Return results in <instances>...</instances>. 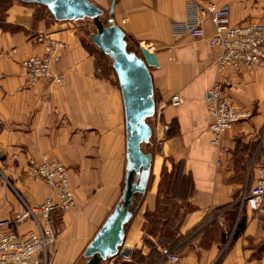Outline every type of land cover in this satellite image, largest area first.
Listing matches in <instances>:
<instances>
[{"label":"crops","instance_id":"1","mask_svg":"<svg viewBox=\"0 0 264 264\" xmlns=\"http://www.w3.org/2000/svg\"><path fill=\"white\" fill-rule=\"evenodd\" d=\"M89 1L109 14L113 0ZM197 1L201 6L214 3L227 8L232 25H264V0ZM191 2L115 3L113 19L124 31L126 41L149 49L159 62L158 68H150L156 101L152 128L160 147L153 155L151 175L156 179L152 189L164 168L175 173L178 164L182 174L192 180L188 208L177 224L179 235L185 237L175 250L180 264H264V253L258 255L264 246V215L241 208L230 232L226 219L242 187L234 179L239 164L236 150L243 158L250 157L254 165L248 190L254 186L255 168L264 157V66L253 71L219 72L215 63L218 52L207 41L213 35L209 22L202 25L205 40L175 35L174 24L189 21ZM43 7L12 0L0 25V220L22 212V197L35 205L49 195L48 189L28 186L24 181L29 161L44 155L58 160L70 170L76 205L57 224L61 234L50 249V264H85V249L122 195L126 167L124 106L119 87L100 78L96 57L69 26L72 22H57L45 7L41 15L39 9ZM40 33H49L66 44L54 64L56 73L67 75L63 87L51 80L35 86L28 83L22 64L29 56L42 53V46L36 43ZM218 82L225 84L224 96L245 114L223 137L227 152L221 164L211 143L208 113L209 90ZM177 94L183 102L170 105ZM105 173L109 178L101 175ZM152 193L138 201L126 227L124 247L131 250L130 259L116 257L103 264H120L117 261L122 260L147 264L135 263L134 253L148 260L153 248L161 252L160 236L147 232L145 213L157 208V196ZM241 216L246 220L245 229L231 241ZM29 227L27 223L22 232ZM226 233L227 243L223 244Z\"/></svg>","mask_w":264,"mask_h":264},{"label":"built area","instance_id":"2","mask_svg":"<svg viewBox=\"0 0 264 264\" xmlns=\"http://www.w3.org/2000/svg\"><path fill=\"white\" fill-rule=\"evenodd\" d=\"M189 21L174 24L177 36H188L205 40L206 32L202 27L209 22L213 35L209 47L217 50L215 59L219 72L227 70L253 71L264 66V25L249 22L241 25L231 24V14L227 8L210 3L201 6L192 0L188 6ZM42 46V53L31 55L23 62V68L30 86L41 81L51 80L62 87L67 83L65 73H56L54 64L66 44L49 33H40L36 38ZM225 84L218 82L209 90L208 113L212 133V145L217 149L218 164L223 162L226 149L222 146L225 133L245 118L234 104L224 96ZM183 102L177 94L171 98L170 105L178 106ZM26 173L35 182L43 183L50 189V196L38 207L29 206L23 201L24 209L12 218L0 220V264H49V249L61 234L57 224L63 214L76 205L71 188L68 169L48 156L39 160L31 159ZM255 215H264V157L255 168L254 186L244 194L240 202ZM221 224L222 220L218 219ZM27 223L31 227H22ZM165 264H180L179 254L167 248L161 250Z\"/></svg>","mask_w":264,"mask_h":264},{"label":"water","instance_id":"3","mask_svg":"<svg viewBox=\"0 0 264 264\" xmlns=\"http://www.w3.org/2000/svg\"><path fill=\"white\" fill-rule=\"evenodd\" d=\"M29 5L45 6L57 22L93 21L97 32L92 43L112 59L121 92L126 128V167L124 187L119 203L107 217L84 251L85 264H103L120 257L128 260L131 250L124 247L126 227L133 218V202L144 195L151 176L153 155L143 150L149 144L153 129L148 123L156 113L154 85L150 68H158L157 55L140 47V56L128 51L124 31L113 19L116 0L110 7L108 25L101 20L104 11L89 0H20Z\"/></svg>","mask_w":264,"mask_h":264},{"label":"rangeland","instance_id":"4","mask_svg":"<svg viewBox=\"0 0 264 264\" xmlns=\"http://www.w3.org/2000/svg\"><path fill=\"white\" fill-rule=\"evenodd\" d=\"M11 3H12V0H9V2H8V5L6 4V3H4V4H2V3H0V25H2V21L4 20V16H5V11L7 10V8L11 5ZM7 5V6H6ZM44 10H45V8L43 7L42 9L40 8L39 9V11H40V14L42 15V14H45V12H44ZM108 18H109V14H108V12H104V15L101 17V20L105 23V25H108ZM69 26H72L75 30H76V32L79 34V36L81 37V39H82V42H84L85 43V45L87 46V48H88V50L90 51V53L91 54H93V55H95V57H96V61H97V68H98V70H99V76H100V78L101 79H103V80H106L107 82H111V83H113V84H115V85H117L118 87H119V83H118V81H117V78H116V74H115V72H114V70H113V67H112V63H113V61H112V59L111 58H109L107 55H105V54H103L93 43H92V41L90 40V36L92 35V34H94V33H96L97 32V29H96V27H95V25H94V23H93V21L92 20H90V19H84V20H82V21H78V22H72V23H70V25ZM38 37V36H37ZM130 41V40H129ZM36 43H37V41H36ZM129 43V46H128V48L130 49V51H133V52H135V53H137L139 56H140V52H139V47L137 46V44H135V43H132L131 41L130 42H128ZM38 44V43H37ZM66 85V84H65ZM63 87V86H62ZM173 97V96H172ZM148 123L151 125V127H153V125H154V119L153 118H150L149 120H148ZM153 129V128H152ZM143 150L146 152V153H151L152 155H154V153H159V151H160V147H159V145L157 144V141H156V139H155V136H154V129H153V135H152V138H151V140H150V143L149 144H144L143 145ZM237 151V154L238 155H236L237 157L239 156V159H238V162H239V164H238V168H237V170H236V172H235V174H234V179L236 180V181H238V182H241L242 183V187L239 189V191H238V193H237V205H238V207H237V217L238 216H240V214H241V208H242V204L240 203L241 202V200L243 199V197H244V194L247 192V191H249L248 190V187H246V184H247V181H248V179H249V177H253V175H254V173H253V171H252V168L254 167V165H253V163H252V159L250 158V157H248V158H243L242 156L243 155H239V153H238V150H236ZM49 157V156H48ZM51 158V157H50ZM51 159H53V158H51ZM251 159V160H250ZM53 160H55V159H53ZM57 162H59L58 160H56ZM245 161H247V162H245ZM61 163V162H60ZM63 164V163H62ZM64 165V164H63ZM65 166V165H64ZM67 169H68V172H69V176H70V182H71V174H70V170H69V168L67 167V166H65ZM176 168H180V166H179V164L178 165H176ZM26 169H27V167H26ZM251 169V170H250ZM164 172V173H163ZM169 173H171V172H169L168 171V168L167 169H164L163 171H162V173H161V175H157V180H156V184H155V186H154V188L152 189V184H153V182L155 181V179H156V177L154 178V176L153 175H151V177H150V182H149V184H148V186H149V191L147 190L146 191V193L144 194V195H138L137 196V200L135 201V203H134V206L132 207V210L133 209H135L136 207H137V205H138V201H140L141 199H143V197L145 196V195H149V193H151V192H153L152 194L153 195H156L157 196V200L159 201H161L162 203H164V202H166V201H168L169 200V197H167L168 195H167V189H166V184H165V182H166V177L168 176L167 174H169ZM102 176H104V178H109V173H105V174H101ZM23 179H24V181H26L27 182V184H28V186H33V187H38V188H46V189H48V194L49 195H47L46 197H45V199L43 200V202L50 196V194H51V192H50V189L45 185V184H43V183H39V182H35L30 176H28V174L26 173V170H25V173L23 174ZM163 179H164V183H163ZM161 183H162V185H161ZM160 186H162V188H160ZM123 187H124V184H123ZM71 188H72V190H73V194H74V197H75V199H76V195H75V189H73V187H72V183H71ZM151 190V191H150ZM122 192H123V190H122ZM173 196V195H172ZM172 196H171V200H172V204L175 206V203L173 202V200H174V198H172ZM174 197V196H173ZM24 200H25V202L29 205V206H32V207H38V206H40L42 203H39V204H35V205H32L31 203H29L24 197H22ZM179 202L180 201H178V204H179ZM22 205H23V203H22ZM75 207V206H74ZM73 207V208H74ZM168 207V206H167ZM165 208V207H163L164 209H165V215H170V214H172L173 212H171L172 210L171 209H169V207L168 208ZM72 208V209H73ZM244 208V207H243ZM23 209H24V206H23ZM71 209V210H72ZM176 210V209H175ZM23 211V210H22ZM70 211V210H69ZM155 212V211H154ZM161 212V211H160ZM160 212H158L159 213V215L158 214H155L154 215V221L156 222L157 221V223H155V224H149V222H148V230H147V232L149 233V234H156V231H157V228H158V223L160 222L159 221V216H160V214H162V213H160ZM18 213H20V212H18ZM14 214H16V213H14ZM65 214V213H64ZM64 214H63V216H64ZM153 214V213H152ZM14 216V215H13ZM183 216V214L182 215H180V217L179 218H181ZM164 216H160V220H161V218H163ZM172 218V217H171ZM178 218V221L180 220ZM178 221L176 222V226H177V224H178ZM174 224V223H173ZM171 225H172V222H171ZM154 236H156V237H158V235H154ZM57 242V241H56ZM55 242V243H56ZM147 242H150V241H147ZM54 243V244H55ZM53 244V245H54ZM52 245V246H53ZM51 246V247H52ZM51 247H50V249H51ZM50 249H49V252H48V255H49V264H50ZM262 253L261 254H258L259 256H262L263 255V253H264V246L262 247ZM141 255L140 254H136V255H134V257H133V261L136 263V262H140L142 259H141ZM118 263H120V264H122L123 263V260L122 261H117ZM126 263H128L127 261H125ZM133 262V263H134ZM130 264H132V263H130Z\"/></svg>","mask_w":264,"mask_h":264},{"label":"trees","instance_id":"5","mask_svg":"<svg viewBox=\"0 0 264 264\" xmlns=\"http://www.w3.org/2000/svg\"><path fill=\"white\" fill-rule=\"evenodd\" d=\"M8 2H9V0H0V3H2V4L6 3L8 5ZM84 45H85V43H84ZM128 46H129V44H128ZM85 47L87 48L86 45H85ZM128 51H130L129 48H128ZM164 169H166V168H164ZM167 175L168 176L166 177L165 184H166V189L168 190L167 191V195H168L167 197H169V200L164 202V203H162L160 200L159 201L157 200L156 211L155 212H146L145 218L149 222V224H155V223H157V221L156 222L154 221V218H155L154 215L155 214L159 215L158 212L161 211L160 213H162V214H160V216H164V217L161 218V220H160V216L158 218L160 222L158 223V228H157L156 234L152 233L149 235H153V236L159 235L160 236L159 244L161 245V248H167L171 252H174L175 250H177L180 243L185 239V237L179 235L178 229L176 226V222L178 221V218L180 217V215L186 213V210L188 208L187 199H188L189 195L192 193L193 183H192V180L190 177L184 176L182 174L181 166H180V168L177 169V171L175 173L171 172ZM163 183H164V179H163ZM161 185H162V183H161ZM160 188H162V186H160ZM137 196L135 197L133 205H134L135 201L137 200ZM171 196H172V198H174L173 202L175 203V206L172 204V200L170 199ZM178 201L183 202V204L179 205ZM167 206L168 207L170 206L169 209H171L172 210L171 212H173L170 215H165L166 213H165V209L163 207L166 208ZM237 207H238V205L235 204V206L233 207V210L226 212V214H227L226 219L228 220V226H230L229 232L232 230V226H233V224H235V222L238 218L237 217V210H236ZM224 221H225V219H224ZM245 221H246L245 218L243 216H241V219L238 221V224H236V230H235V232L231 238V241L238 239V237L243 233V231L245 229ZM171 222H172V225H171ZM226 237H227V233L223 235V238H222L223 244L227 243ZM147 243L151 244L150 242H147ZM174 253H176V251ZM136 254H140V253L135 252L134 255H136ZM134 255H133V257H134ZM141 259L142 260L140 262L146 261L147 264H156L159 261L163 262V256H162L161 252L158 251L157 248H153V251L150 254V256L148 257V260H146L143 256L141 257ZM122 264H130V263L123 262Z\"/></svg>","mask_w":264,"mask_h":264}]
</instances>
